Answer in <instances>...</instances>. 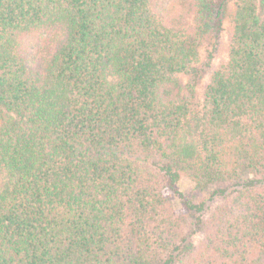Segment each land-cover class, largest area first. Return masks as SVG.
Here are the masks:
<instances>
[{
  "label": "trees",
  "instance_id": "16d2710c",
  "mask_svg": "<svg viewBox=\"0 0 264 264\" xmlns=\"http://www.w3.org/2000/svg\"><path fill=\"white\" fill-rule=\"evenodd\" d=\"M0 264H264V0H0Z\"/></svg>",
  "mask_w": 264,
  "mask_h": 264
},
{
  "label": "rangeland",
  "instance_id": "374dc122",
  "mask_svg": "<svg viewBox=\"0 0 264 264\" xmlns=\"http://www.w3.org/2000/svg\"><path fill=\"white\" fill-rule=\"evenodd\" d=\"M229 30H230V18L228 17V19L225 20L224 22V30L220 39V43L218 45L217 50L213 53L212 59H211V64L212 65H216L218 63H221L226 56V49H227V44H228V37H229ZM206 47L203 49L202 51V58H201V63L199 65H201V67H204V63L206 62V57H208V54L206 53ZM206 69V68H205ZM209 75V69L206 71V75L203 76V80L207 79V76ZM190 79V76H187L186 79ZM192 189H193V183L191 180L187 179V178H181L180 181L178 182V185L176 187V194H172L173 198H174V206L175 209L178 213H185V211L183 210L182 205L180 204V200H178V195L179 193L181 195H184L186 198H190L193 197L192 195ZM214 191V188L209 189L208 191H205L204 194H202L199 198V201L202 203V201H204L205 199L209 198V196L212 194V192ZM220 199H215L214 202H210L207 201L204 204V207H207L208 205H214L216 203L219 202ZM195 217H199V214L195 215ZM192 220L194 221V217L192 218ZM195 241L200 240L201 238V234L200 233H196L193 235Z\"/></svg>",
  "mask_w": 264,
  "mask_h": 264
}]
</instances>
